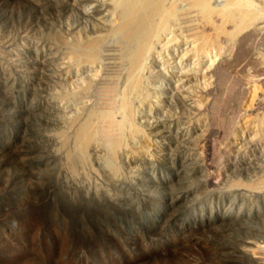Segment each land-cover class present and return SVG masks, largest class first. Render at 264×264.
<instances>
[{"label": "rangeland", "instance_id": "1", "mask_svg": "<svg viewBox=\"0 0 264 264\" xmlns=\"http://www.w3.org/2000/svg\"><path fill=\"white\" fill-rule=\"evenodd\" d=\"M163 1L132 66L115 0H0V264H264V4L228 38Z\"/></svg>", "mask_w": 264, "mask_h": 264}, {"label": "bare ground", "instance_id": "2", "mask_svg": "<svg viewBox=\"0 0 264 264\" xmlns=\"http://www.w3.org/2000/svg\"><path fill=\"white\" fill-rule=\"evenodd\" d=\"M183 1L189 9H195L198 12L205 26L214 29L217 35H227L228 38H232V36L240 30L253 26L255 23H258L257 21H259V19H262L261 12L253 5V1L251 0ZM259 1L264 4V0ZM216 4H219V6H216ZM115 5L120 10V20L112 30V34H121L125 40L135 39L139 35L144 37V42L138 40L137 43H134L136 45L133 44L134 48L131 50L130 57L133 66L134 59L139 56L142 58L148 51L145 50L142 53L143 47H149V41H152V39L157 36V33L166 25V20L170 19L174 13L176 1H171L166 5L163 0H115ZM213 17L218 20L216 23L212 22ZM228 25H230L233 30L229 34L225 30ZM99 41V38L92 37V39L90 38L82 43L79 42V44L74 45L71 50V60H73L74 63L79 62L81 59L93 61L96 58L100 46L101 41ZM206 41L207 39L205 36L198 34L191 45L193 44L192 46L200 50ZM135 86L136 82H132V87ZM125 106L126 108L129 107L127 102ZM72 128V147L66 150L65 160L68 167L73 172L76 165L84 161L86 148H88V145L94 139V129L89 117L74 123ZM62 139H64V135ZM64 140H66V138ZM60 144H62V142H60ZM62 145H65V142ZM119 146L120 141L112 143L107 150L109 151V155L113 153L115 147Z\"/></svg>", "mask_w": 264, "mask_h": 264}]
</instances>
